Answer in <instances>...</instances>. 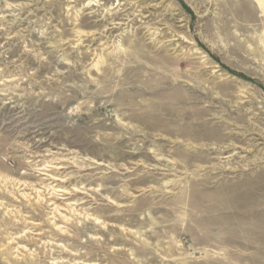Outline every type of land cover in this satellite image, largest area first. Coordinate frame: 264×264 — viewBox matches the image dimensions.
Returning <instances> with one entry per match:
<instances>
[{
	"label": "rangeland",
	"instance_id": "374dc122",
	"mask_svg": "<svg viewBox=\"0 0 264 264\" xmlns=\"http://www.w3.org/2000/svg\"><path fill=\"white\" fill-rule=\"evenodd\" d=\"M0 264H264V0H0Z\"/></svg>",
	"mask_w": 264,
	"mask_h": 264
}]
</instances>
